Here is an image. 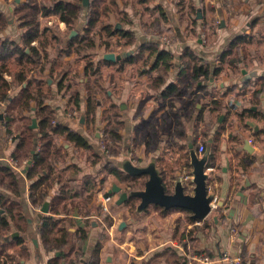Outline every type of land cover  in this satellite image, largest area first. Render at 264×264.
I'll use <instances>...</instances> for the list:
<instances>
[{
    "label": "crops",
    "instance_id": "crops-1",
    "mask_svg": "<svg viewBox=\"0 0 264 264\" xmlns=\"http://www.w3.org/2000/svg\"><path fill=\"white\" fill-rule=\"evenodd\" d=\"M19 1L0 0V9L9 19L0 36L19 39L22 29L12 13L15 2ZM152 1L156 5L153 18L159 17V8L166 13L167 19L163 22L166 29L170 25L175 29L179 24L182 27L188 24L185 14L178 15L182 11L173 4L176 0ZM211 2L216 6L215 16L220 21L215 27L223 29V33L215 42L219 49H209L202 57L207 59L210 69L220 67V70L205 75L190 72L183 82L178 79L180 51H173V44H166L159 36L145 32L143 22L134 25L135 16L140 18L139 13L144 10L135 9L129 13V8L122 7L121 0H115L116 14L126 12L130 19L127 24L125 15H115L110 4L108 17L112 12L114 20L112 22L109 17V22L142 35L140 42L157 37L170 50L172 62L167 71L160 65L152 66V60L146 65L141 59L130 62L127 59L130 54L121 53L133 46L116 55H98L95 60L90 59L91 70L87 71L84 63L80 77L85 81V91L77 92L78 106L84 117L75 121H72L75 117L72 119L65 114L64 87H58L64 82L63 72L61 75L56 71L63 62L59 61L61 55L50 53L53 48L50 36L61 34V25H65L59 20L58 24L42 25L48 27L41 37L46 38L47 44L39 49L47 52V56L29 70L18 87H23L31 76L44 81L50 87L44 103L54 108L57 121L85 136L88 144V147L76 146L64 134L54 136L56 159L47 201L63 188L65 195L60 199L59 208L65 210L54 216L70 218L72 225L67 227L72 232L86 227L80 250L68 245L63 249L67 254L61 257L59 264H89L96 247L95 264H232L221 257L224 252L230 256L239 255L243 264H264V0ZM191 3L195 4L194 21L204 17L206 21L208 14L212 15L203 8L204 4L208 5L207 0H202L201 4L196 0ZM41 17L48 22L56 18ZM207 32L209 35L210 30ZM212 33L210 39H214ZM236 38L239 39L237 44L220 59L226 46ZM110 39L115 47H120L115 37ZM32 43L37 44V40ZM236 56L245 60L240 67L236 66ZM36 66H39L37 75ZM90 75L95 87L91 94ZM170 83L177 86V93L173 89L163 94ZM90 97L95 99L94 109ZM105 112L111 115L104 116ZM93 113L101 117L97 121L101 126L114 115L121 122L116 154L110 155L100 149L98 133L91 134L92 125L87 117ZM21 122L12 130L11 147L0 161L14 169L19 181L17 193L0 186V193L5 197L2 203L6 207L1 208V216L10 223L0 234V264L6 259L8 264H49L56 252L43 248L37 227L42 213H50L30 204L31 181L24 172L5 161L17 141ZM199 142L204 146V154L197 151ZM131 147L136 148L135 161L128 153ZM200 160L207 195L211 194L217 204L204 218H195L181 207L142 205L140 200L131 210L124 200L118 204V194L109 191L113 184L125 190L129 188L128 183L135 182V185L142 184V191L146 185L140 182L143 177L136 181L117 177L106 166L111 162L123 175L135 174L141 169L151 170L171 193L179 186L180 177L187 174L189 179L182 191L193 194L194 172ZM106 181H110L109 187ZM106 194L112 196L108 211L100 206L101 197ZM71 236L76 240L73 234ZM200 254L207 255L211 261L201 262L196 258Z\"/></svg>",
    "mask_w": 264,
    "mask_h": 264
},
{
    "label": "trees",
    "instance_id": "trees-1",
    "mask_svg": "<svg viewBox=\"0 0 264 264\" xmlns=\"http://www.w3.org/2000/svg\"><path fill=\"white\" fill-rule=\"evenodd\" d=\"M130 1L132 0H121V4L126 6ZM110 4L115 5V0H89L86 8L82 6L81 0H20L19 2H15L12 11L13 16L18 22V26L22 29L19 39L0 36V101L5 102V106L2 109L4 114L0 118V123L6 134H11V124L16 119L22 120L17 141L12 150H10L9 156L19 164L29 160L24 173L25 177L31 181L28 193L30 204L41 207L44 202H47V211L50 214L42 213L37 233L39 234L43 248L46 251L56 252L49 259V264H59L61 257L67 254L63 249L68 247V245L71 248L76 246V251H79L86 234V227H78L72 232L67 227L72 225L70 218L54 216L59 214L60 211L65 210L59 208L60 199L64 198L65 195L63 188L56 195L51 198L49 197L47 201V190L52 184L53 179L50 176L54 171V161L56 159L54 156V136L58 133L64 134L76 146L88 147V144L85 136L67 124L57 121L54 108L44 103V99L50 94V87L44 85V81L37 80L31 76L23 87H18V84L27 77L29 70L47 56V52L43 53L39 49L44 44H47L46 38L40 37H42L48 28H41L40 17L56 16L65 25V29L69 31L75 29L76 33L69 35L66 39V45L79 44V47H76V51L78 52L82 48H94L96 46L95 38L100 37L101 31L104 30V35L108 39L115 37L116 43L121 48L125 47L128 49L133 44H136L133 49L121 53L130 54L127 57L130 62L141 59L146 65L152 60V66L160 65L163 71H167L172 62L170 50L166 49L158 39L151 38L150 40L137 43L134 30L109 22L108 12L111 8ZM82 15L83 22L77 29L76 22ZM124 15L126 19L124 22L130 24L128 23L130 19L126 17V12H124ZM158 15V18H153L151 21L150 29L153 26L159 27L161 23L166 21V13L160 8ZM118 20L120 19L118 18ZM8 22L7 15L0 9V32L5 29ZM152 34L154 35L155 33L152 32ZM52 36L55 38V35ZM34 40H37V44L32 43ZM238 41V38L232 40L226 46L227 49L220 54V59H223L224 55L230 52ZM100 42L106 47L110 45V42L105 39ZM69 52L70 49H67L66 53ZM179 58L180 70L178 79L181 82L189 77L190 72L194 75H198L199 73L205 75L209 72L215 74L220 70V67L210 69L207 59L200 56L188 44L181 47ZM11 64L16 67L12 74L9 69ZM84 71H86V67H84ZM6 73L11 74V79L7 80L5 78ZM58 87L63 88L64 85L59 83ZM176 87L174 83H170L163 91V94L166 95L173 89L177 93ZM78 101L79 98L77 96L75 98L77 106ZM30 112V115L27 114ZM33 119L35 120V126H32ZM107 123V127L101 128L107 134L104 138L107 149L106 153L110 155L116 154L119 150L116 144L121 139L118 130L121 122L114 115L113 119L108 117ZM34 129H36V133H33ZM106 166L117 177L125 178L128 181L131 179L136 181V178L143 177L144 181H142V178L140 182L145 183L148 177V173L145 171L123 175L121 170L113 166L111 162H108ZM128 184L129 188L125 189L127 197L124 202H127L131 210H134L137 202L140 200L139 192L142 190V184L135 185V182ZM161 185L165 193H171L164 183L161 182ZM0 186L9 187L14 193L19 191V181L14 169L1 162ZM4 198L0 193V210L1 208L6 209L2 203ZM1 214L0 211V234L6 231L10 224ZM72 234L76 240L72 239ZM96 250L97 247L94 249L92 260L89 261V264L96 263L97 256L94 255ZM75 256L79 258L78 255Z\"/></svg>",
    "mask_w": 264,
    "mask_h": 264
},
{
    "label": "rangeland",
    "instance_id": "rangeland-1",
    "mask_svg": "<svg viewBox=\"0 0 264 264\" xmlns=\"http://www.w3.org/2000/svg\"><path fill=\"white\" fill-rule=\"evenodd\" d=\"M132 1H133L132 4H128L126 6L127 8H129V13L134 12L135 9H143L144 10V11H141L139 13L140 18L135 16V19L133 22L134 25L137 26L138 23H142V22L145 23V25L142 23L144 31L150 32V34L152 32H154L155 33L154 35L164 37L167 40H170L169 43L173 44L172 48H171V49H173V51H180L181 47L184 45L186 46L187 44L189 46H191L192 48H194L200 56H203L205 53L209 52V49H219V48H217L215 42L221 38L222 33H223V29L220 30V29H216V27H215L216 25L219 26L220 21H218V19H216V16H215L216 6H215V4H212L211 0H207L208 5L204 4L203 8L206 9L208 12H211L212 15L208 14V20H206V21H205L206 18L204 17L203 20H199V18H198V21L195 20L196 22L194 21L195 4L191 3L192 0H176V1H174L173 4H175V7L177 8V10L182 11V14L179 13L178 15L184 16V14H185L186 22L188 24H186L183 27L179 24V27L176 28V26H175V29L173 28V26L170 25V27H168V29H166L164 24L161 23L159 27L153 26L152 27L153 31H152V29H150V25H151V20L154 17L153 14H156V13H154V9H156L154 6H156V5L153 4L152 0H143L141 2H139L138 0H132ZM200 2L202 3V0H196V3H200ZM81 4H82V1H81ZM145 4H147L148 6H146ZM117 7L118 6L112 5V8H111L113 10V13H115V15H117L116 14V8ZM122 7H125V6L122 5ZM199 12H200V10H198V13ZM112 16H113V14L111 12V14H109V17H110V20L113 22L114 18H112ZM117 16L119 17V16H124V15H123V13H118ZM126 17L128 18V16H126ZM133 17H132V19H133ZM198 17H200L199 14H198ZM179 18L181 19V17H179ZM40 22H41V26L44 24L53 25V24L59 23L57 17L56 18L55 17L50 18L49 22L45 17H41ZM82 22H83V15L76 22L77 29H78V27L81 26ZM199 22H201V23H199ZM204 22H205V25H204ZM165 23H167V22H165ZM137 28L138 27H136L135 29H137ZM208 29L210 30L209 35L207 32ZM71 31L76 32L75 29H72L69 31L61 25V34L58 33L57 35H55V38L52 35L50 36L51 44L53 47L51 49L50 53L53 56L61 55L59 57V61L60 62L63 61V62L59 63V69L56 71H59V73H61V75L63 72V78H64L63 85H64V96H65V114H67V112L74 111L75 112V118L73 120L72 119H69V120L75 121V119L77 120V119L84 117V114H82L79 106H77L75 104V98L78 95L77 94L78 90L81 89L80 91H85L84 88H86V87H84L85 81L82 82L81 78H80L82 75L81 74L82 73V65L85 63V66H87V71H90L92 68L91 61H89L90 59L95 60L96 58H98V55H109V54L116 55L119 51L125 50L126 48L115 47V45L113 44L115 42L112 39H108L104 35V30H102L101 36L95 38L96 46L94 48H92V49L82 48L78 52V51H76V47H79L78 46L79 44L78 45L74 44L72 46L66 45V39L71 34ZM211 32H213L212 34H214L215 40L210 39ZM136 36H137L136 41L138 43L142 39V35H136ZM57 39H59L60 42H58ZM104 39L108 40L113 45L111 44L107 47L102 45L100 41H102ZM133 47H135V44H133ZM133 47H131V49H133ZM224 47L225 46H223L222 48H224ZM177 48H179V49L175 50ZM67 49H70L69 53H66ZM126 51H128V50H126ZM232 56H234V54ZM244 61L245 60L243 58L240 59L237 56L235 58V63L237 62L236 66L240 67L244 63ZM56 66H58V64ZM38 67L39 66H36L34 69L35 75L38 74L36 72V69H38ZM9 69H10V73L12 74L13 71L16 69V67L11 64ZM11 74L7 73L6 78L11 79V77L9 78V76H11ZM91 76L92 75H90V77H89L90 78L89 79V87H90L89 93L90 94H91L92 90L95 88V87H93V78ZM90 100H91V104H90L91 108L94 109L95 108V105H94L95 99L90 97ZM4 106H5V102H0V118H2V115L4 114L2 112V109ZM99 115L104 117L105 115L110 116L111 114H107L105 112L103 114L104 116L102 114H99ZM67 116H68V114H67ZM87 118H88L87 121L90 120L91 125H92V128L90 130L91 134H93L94 132L100 133V131H101L100 129L104 128L105 126L107 127V125H108V123H106L105 125L101 126L100 122H97V121H99V118H101V117L100 116L97 117L96 114H94V113L92 114V116H88ZM20 121H21L20 119H16L11 124L10 130L14 131L17 128V126L20 124L19 123ZM2 133L4 134V136H2ZM13 137L14 136L12 134L4 133L3 128L0 126V161L3 160V158L6 156L5 151H7L9 149V147H11L10 144H11L12 140L14 139ZM131 148L136 150L135 147H131ZM133 154H134V152H133ZM133 154H131L129 156L132 158L133 161H135ZM196 155H198V153H196ZM186 181H184L185 183L181 181V183H183L182 184L183 188H186V186H185V185H187ZM109 182L110 181H106V184L108 185V187L110 186ZM7 260L8 259H6L5 261H7Z\"/></svg>",
    "mask_w": 264,
    "mask_h": 264
},
{
    "label": "water",
    "instance_id": "water-1",
    "mask_svg": "<svg viewBox=\"0 0 264 264\" xmlns=\"http://www.w3.org/2000/svg\"><path fill=\"white\" fill-rule=\"evenodd\" d=\"M82 6L87 7L89 0H81ZM76 32L71 31L70 35H74ZM111 55V54H109ZM32 126H35V120H32ZM29 161V160H28ZM202 168L203 165L198 161V166H196L194 172V182L195 187L193 194H185L182 190V183L179 181L178 187L174 189L172 193H165L162 189V185L159 182V178L153 175L152 171L149 169H141L140 171H145L148 173V179L145 181V189L139 192L140 203L142 205L147 204H157L164 208L181 207L187 209L191 212L195 218H204L205 215L211 210V194L207 195L205 182L202 179ZM25 171V169L23 170ZM136 172V173H137ZM135 173V174H136ZM110 192L117 193L118 197L116 202L119 204L127 197V192L122 190L120 186L113 184L109 189ZM42 212L47 211V202H44L40 208ZM125 223V222H121Z\"/></svg>",
    "mask_w": 264,
    "mask_h": 264
},
{
    "label": "built area",
    "instance_id": "built-area-1",
    "mask_svg": "<svg viewBox=\"0 0 264 264\" xmlns=\"http://www.w3.org/2000/svg\"><path fill=\"white\" fill-rule=\"evenodd\" d=\"M159 39L162 40L163 42H165L166 44H169V41H170V40H167L166 38H164V37H160V36H159ZM67 114H68V116H69L70 118H72V119L75 117V112H74V111L67 112ZM100 130H101V129H100ZM106 135H107V134H106L104 131H102V130L100 131V133H98V143H99V148L102 149L104 152L107 151V149H106V145H105V143H104V138L106 137ZM197 146H198V148H197L198 153H200V154L203 153V151H204V146L202 145V143L199 142V143L197 144ZM133 152H135V150H134L133 148H131V149L129 150V155L133 154ZM5 161H6L8 164L12 165L13 167L17 168L18 170H21L22 172H24L23 170L26 168V164L28 163V161H23L21 164H19L15 159H13V158L10 157V156H7V157L5 158ZM188 179H189V175L184 174V175H182V176L180 177V182H181V181L184 182V181H186V180H188ZM186 182H187V181H186ZM184 183H185V182H184ZM182 184H183V183H182ZM111 198H112L111 194H106V195H103V196L101 197V200H100L101 204H100V206H102V209H103L104 211H108V201H110ZM216 205H217V204L215 203L214 199L212 198V200H211V208H212V207H215ZM35 208H36V209H39L40 207L37 205V206H35ZM111 227H112V225H110V226L108 227V230H109ZM192 256L194 257L195 255L192 254ZM221 257H222L223 259L229 261V262L232 263V264H243V261H242V259H241V257H240L239 255L230 256L228 253H225V252H224V253L221 255ZM196 258H197L198 260H200L201 262H204V263H208V262L211 261V258H209L207 255H204V254L197 255ZM3 261H4V260H3ZM2 264H8V263H7V261H4Z\"/></svg>",
    "mask_w": 264,
    "mask_h": 264
}]
</instances>
